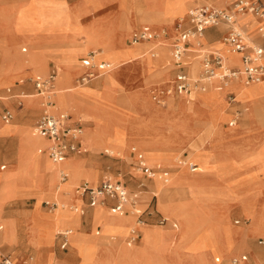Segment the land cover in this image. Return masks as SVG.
Segmentation results:
<instances>
[{
  "label": "rangeland",
  "instance_id": "rangeland-1",
  "mask_svg": "<svg viewBox=\"0 0 264 264\" xmlns=\"http://www.w3.org/2000/svg\"><path fill=\"white\" fill-rule=\"evenodd\" d=\"M128 1L129 0L119 1L121 6L125 8V13L123 15V18L129 14L132 8V5L131 4L129 5ZM157 1L158 0H152V2L155 4H157ZM218 1L219 0H198V1L193 2L192 0L191 3L189 1L188 7L183 11H181L179 7L171 5L164 12H166V16L168 17L170 16L173 18V22H175L174 27L176 28V27H179L181 23L185 22L186 18L189 16L188 13L195 6L206 3V4L215 5L218 7H225L232 0H226V2H224L222 5H217L219 4ZM260 1L264 4V0H260ZM148 3H149L148 0H138V5H139L138 9L146 8ZM7 8L9 11L8 12V18L10 19L9 22L12 24L14 29L18 32L20 31L37 32L38 30H44V31L50 32L53 35H62L63 33L67 34L66 37H70V38L67 39L68 42L65 44V46L59 45L54 48L55 50L62 52V53L66 52L67 50L66 48L70 49L72 55L67 56V55L62 54L61 56L57 58V60H60L65 65L70 66L76 63L79 67H81V62L78 59V53H80L81 51L84 53H87L89 51V47H91L90 49L93 48V50L95 51L93 58H92L93 62L96 64L100 61H105L109 65V70L102 71L99 75L98 82L103 80V82L101 83L102 85L101 87H94V86H91L90 84L78 85L72 82L73 78L71 76H70L71 80L69 79L72 83V87L74 91H76L77 94L80 96V98H82V102H84L86 108L90 110L92 115L98 118L97 122H96L97 118L94 119L93 116L86 114V111L81 106L75 105V106H70L69 108H63L61 105H59V102L57 100L58 93L56 94V96L55 95L52 96V99H54L55 101L53 109H58L60 111L62 110L65 113L72 114L74 118H79L87 122L85 127L83 126V131L81 134V142L83 144V148L81 149V151L83 150L84 152L79 155L71 154L68 157H66V158L73 157V159L79 160L83 165V171L85 172H83L81 168L78 169L79 170L78 175L76 176H79L80 178H78L77 180H73L74 176L72 175V169L67 168L66 166H62L59 171L58 170L56 171V178L52 186L51 194L48 195L46 192V189H42L41 185L36 192L32 188H30L31 185L29 186L27 183H25V181H20L15 176L14 178H11L10 172H8L9 170H7V168H9V166L11 165V162L5 158L6 156H11L14 159V161L17 162L14 165V171L16 170V166L19 161V157L17 156V151L20 145V137L18 135L9 136L11 137V139L8 141V143L3 140L1 141L0 139V165L7 164V167L4 170L0 169V180L3 179L2 183L0 184V198L6 199L9 197L4 203L3 211H2V214L0 215L2 217L0 218L1 225L2 224L5 225L4 223L5 218L13 217V216L6 215L5 204L9 203L12 198L20 196L26 191H32V193L35 194L38 198L35 203V207L32 210L26 212L28 213L27 216L29 215V217H32L33 212L36 209H38V211L42 215V218L45 219V218H49L50 216L56 214V212L59 211V209H57L56 211H50L53 209L54 206L58 207V204L52 201L57 196L56 194L57 183L61 185L62 183L70 182L69 183L70 192L62 194V196L60 194L59 198L62 200L64 204L63 208L66 207L65 209L67 210L70 209L69 213L73 215L74 212L76 214L78 213L75 211V209L71 207H74V206L76 207L77 204L75 203L74 205L68 202L66 200L65 195L67 197L69 196L71 197V193L73 194L74 189H75L74 194H76L81 201L82 194H80V191L78 192V190H80L79 187L83 185V183L86 182L88 183V185L93 186L97 184L100 185L103 180L112 179L114 181L116 180L125 181L126 184L130 185L131 181L135 179L139 180L140 178H143L144 177L143 174L136 168L135 159L129 153V150L133 147L131 146L130 142L134 144L132 140H142L144 142H147L148 145L145 146L144 149H142V147L139 146L138 144H134V146L143 151L144 156L149 165H153L157 162H161L167 167V170L169 171L168 176L158 177V178L169 177V180L167 182H163L156 178L152 180L151 188L153 191H155L158 194V199H157L158 208L164 212L165 216L166 215L169 216L170 220L175 219V221L179 223L178 229H175L178 231L181 229L182 223L181 221H179L177 218H175L171 214V211L173 213V209L175 208L174 210L175 215H176V212L179 213L180 215H188L190 224L191 225L193 224V229H191L190 231L191 232L193 231L194 234L195 232L196 233L198 232L202 236L206 234L205 236L209 238L207 239L208 245H211V243H213L214 236L218 235L220 228H222V231H225L224 228H226V226H224L221 222V220L225 218L226 214L223 212L222 209H220V211L214 213L213 215L208 214L206 210V207L209 206L208 203L212 201H222V200H227L228 198H232L233 195L227 186L234 184L235 182H238V181H242L241 182L242 184H244L245 186H248L249 190L247 192L244 191V195L245 193H252L253 195L258 194L259 190H257V188H260L261 190L262 188H264V182H262L261 184H258L259 182L255 183V180L257 179L259 174H261L262 177H264V155L262 154L259 146H250L249 149H247L245 153L242 155V158L239 162L240 164L244 165L246 168L248 167L251 168L250 169L251 171L246 170L240 173L236 177H229V174L232 171H229L223 167L224 162L217 161L214 164L209 163L210 158L212 157L211 155L208 157H205L204 161L200 163V166H201L200 168L206 169V170L207 169L211 170V168H215L216 170L215 177L210 178L209 177L210 172L207 174H201V175L196 173L199 167V161L197 159V155L199 154L200 149L201 151L206 152L209 147L207 144L210 142V137L206 133L204 134L202 133L203 131L202 128H201L202 131L200 129H196V132L192 136V137H197L195 140V143L193 142L189 144L192 137L186 142L176 143V144L175 142L172 143L173 147L178 146V150L173 151V158H170L169 156H165L161 153L157 156H154L153 153L151 152L154 150V148L150 145H155L156 139L170 138L167 133L173 132L174 124H172V122L173 123H183V124L191 123L193 125H197L198 123L204 124V121H201V119H199L198 117H194V115L184 113V111L182 112V110H177L178 107H171V104H172L171 100L174 101L176 99L175 103L177 105L179 101H181L182 99L183 100H186L188 98L190 99L192 95L194 97L201 96L206 99L209 96H211V99L208 98L207 101L213 102V100H216L220 103L221 108L223 107L230 108V112H224L222 109L223 117L226 123L231 121L232 120L231 118H233L234 115L237 114L235 113V110H237L236 107H239L240 108L239 113L241 114L240 116L241 119L238 120L239 122L232 127L243 125L246 122V120H244L246 117V114H248L249 111L253 109L252 102L246 101V100L244 101V100H241L240 98H237L235 105H230L225 99V95L222 96V94H219V93H212L211 91H209V87L204 92L196 91V92H193V94L192 93H182L180 95L170 94L167 98H165V106L158 104V102L153 99V95L155 93H157L161 89L170 87L172 85L171 82L174 81V78H175V75H174L175 73L173 70L174 66L172 63L168 65L167 60L171 58V49H170L171 45L175 41L177 36H179L180 31L185 28L184 26L178 29L176 36L170 41V44L167 42L161 41L158 35L159 32L156 31V28L150 27L153 30V32H155V36H153L151 39H148V40H143L137 43L126 45L127 48H133V47L142 45L144 43H148L147 51L142 53L143 56L138 57V60L141 63H143L146 71L147 70L150 71L153 66H156V71L157 70L158 71L152 74L150 78L151 79L150 81L152 82L142 83V80L139 79V77L143 78L145 74L143 72H139L134 69V67L137 66L136 61L129 62V58L127 57V58H124V60L122 59L121 62H119L120 55L122 54L118 52L117 50H115L114 37H113V32H112L113 29L110 26V24L95 23L94 20L89 21V22H93L91 24H88L89 22L86 23L88 16L81 14V12L68 10V3L63 0H23L15 4H9ZM154 9H157V7H154ZM155 11H158V10H155ZM122 19L118 21V26H120L121 29H122ZM180 20H183V21H180ZM139 22L140 21L136 22L138 23V25H135L136 24L135 23L134 24L135 26L131 27V31L135 29H139L141 25L146 26V24H143L142 22L139 23ZM255 23L258 24V22H255ZM55 24L57 25L55 26ZM53 25L55 27L51 28ZM113 25L115 27L117 24L113 23ZM220 29L223 30V28H220ZM209 31H212V30L208 29L207 33H209ZM253 31L256 32V30H253ZM130 32H128L129 35H130ZM225 33L224 32L219 33L214 37H210V35H208L207 38H209V40L210 38L223 40ZM98 40L103 42L104 45L99 44ZM203 40L205 42V39ZM88 41H90V43H88ZM158 43L163 45L166 48V50H168L167 53H162L161 51L158 50L157 48ZM22 46H28V45L24 43L21 44L19 46V50H21ZM0 47L1 49H3V51L0 52V56L4 52V56L7 58L6 60L8 61H10V59L16 56L22 63L24 64L29 63L33 65V62L37 60V58L33 55V52L31 51H28L27 53H22L20 51L14 53L10 49L9 43H7V41L5 40H2L0 42ZM193 49L195 50V47L189 46L188 48L189 55L190 53H193V55L197 54V55L202 56V54L204 53L213 51V48L207 43H202L201 45H197L196 46L197 50L195 52H192ZM146 56H148L149 61H147ZM189 61H191L190 57L188 58V63ZM196 63L197 64L192 63L190 65L192 78L198 77L199 72L201 71L200 62H196ZM198 64L200 65L197 71L198 75H195L193 71H194V68L197 67L196 65ZM12 65H13V62L10 61L9 65L7 62L6 65L0 66V87L2 86L5 87L4 85L13 87V85L11 84L13 83L14 78L9 77V73L11 72ZM113 72H115V74ZM136 72H138L137 74L138 80L136 79L135 84L129 81L130 84L124 86V88L118 84L116 80V75L119 79L121 78L130 79L131 74H134ZM163 72H165L166 77L161 78V75H162L161 73ZM42 73H45V71L35 72V74H42ZM43 75H46V74H43ZM59 76H60V70L58 67V73L54 81L56 83V86H58V90L61 84L59 82ZM157 78L158 79L160 78V79L157 80ZM32 83H33V78H32ZM116 84L120 86L118 94L115 89ZM236 84L237 83H234L231 86L236 90L237 95H239L238 94L239 87L236 88L235 87ZM134 89H140L144 91L143 94L146 99L144 100L140 98L139 101H134L133 96L130 93V91H133ZM80 91L83 93H81ZM21 92H24L20 95L21 98L14 99L15 101L23 105L21 109H18L13 106V109L15 110L14 113L16 112L17 118L14 121H11L12 123L10 124H5L0 119V124L2 125V127H7L10 125L22 126L23 129H27L31 131V133L34 134V132L32 131V128L34 129L35 124L32 123V115L36 114L39 108L41 107L40 105L41 96L37 94L36 92L27 93L30 91H20V93ZM42 99L44 101L45 97H43ZM136 102L142 103L144 106L142 105L136 106L137 104ZM146 102L151 104V107H153L156 110V114L149 116L150 110L146 107L145 105ZM7 103H9V101H7ZM246 107H248L249 109L246 110ZM187 110L195 111V108L192 107L190 109L188 108ZM213 110H214L213 108H208V111H210L211 116L213 115ZM16 114H15V117H16ZM211 123L213 125L216 124L212 117H211ZM134 124H136L137 127L132 129ZM143 124L144 126L146 124L145 127L149 129V131L145 129ZM216 127L218 128L220 126L216 124ZM91 128L93 129L95 128L99 130V132H103L104 130L107 129L109 131H113V132L117 131V132L123 133L124 135L121 136L123 137V139L119 138V141L121 140L120 144L116 146H109L107 144L105 145L98 144L97 147L99 146H102V147L107 146V147L97 148L93 145H87L84 142V134L85 132H88V130ZM189 131H192V129ZM0 135H1V138H4V139L6 138L4 134L0 133ZM36 136L38 137V135ZM44 140H45V145L43 146L35 145L32 148L33 149L32 154L34 157H40V156L45 155L47 159H49L46 154H40L37 152L39 148L41 147L43 148L48 144V141L46 139ZM111 150L120 151L121 156L117 155L116 153L114 154L111 153ZM157 151L166 153L169 150L166 146L163 145V146H160ZM191 160L195 162L194 164L197 163V166L194 169L196 171H191L188 169V167H190L188 163ZM32 164H34V162L28 161L29 167L26 173H29L31 170H33L34 172L33 168H35V166ZM62 171H66L69 174L68 179L65 181L61 180ZM4 172H5V175H4ZM90 176H92V179L89 178ZM153 185L155 186L153 187ZM159 186H160V189H159ZM182 187L188 188L189 191H191V192H188L190 195L201 194V198L199 197V200L195 201L193 205L191 206L185 203L174 202L171 198V194L168 189L172 188L174 190V194H177V197H179L180 194H178L177 190L179 188L182 189ZM133 189L134 188L131 187L130 190L133 191ZM161 194L166 195V199L168 200L167 205H161L160 199H159V196ZM84 195L87 198L84 199V204L82 205V207H84V205H87V203L89 202V196L87 194H84ZM150 197L144 198L145 201L147 200L149 201L151 199ZM154 199L156 200V198ZM153 202L154 200H152V204ZM41 203H42V207H41ZM147 203L144 202L143 205H141V208L144 209L147 206L146 205ZM33 206H34V202L32 200H14L8 204L9 209L15 210L17 212H20L21 210L30 209ZM82 207L80 208L82 209ZM100 207L102 208L105 206L101 205ZM63 208H60V210H62ZM101 208H99L98 210L100 211ZM105 208L106 209L104 210L109 211L112 217L120 216V215L113 214L107 207ZM253 209H254V205L251 201L248 200L243 204V212L245 213L247 218L253 217V215L251 214V211ZM197 211H201L203 214H205V217L202 219L195 217L197 216ZM232 211L237 212L238 209L235 207ZM79 215L80 214L74 215V216H79ZM183 217L185 216H182V218ZM102 219H104V221H102ZM102 219L97 221V224L99 222H102V228H98L97 226H95L93 228V231L90 234L87 232L81 231V229L79 228L80 225L78 226L71 222L65 223V221L64 222L61 221L57 223L53 229V241L52 242L45 241V240L41 241L42 230L40 227L37 228V230H35L34 228L35 221L32 225L33 234L32 236L28 237V239H26L27 228L24 224L26 221L21 220L20 222L21 229H20V233L17 239L14 241H0V245L6 244V243L14 244V243H19V242L20 243L28 242L34 245L35 248H38L44 244L54 243L56 239V242L54 243L53 248L58 253L64 254L65 251L61 249L59 245L60 244L59 238L58 237L56 238V235L60 229L69 228V229H74L73 233H71L68 236L71 246H75L73 244V241H71V237L74 234H76L78 231H80L81 234L87 238H94L97 240L103 239L104 241H108L110 243H113V242L118 243L120 241L121 243H124L122 245L128 246L126 245L128 243L123 241V239L129 236L131 228L134 225H137L138 223L136 222L132 226L123 227V228L115 227L114 229L113 228L106 229L105 228V222H106L105 218H102ZM235 219H239L242 222L244 218L240 216L231 217V223L234 225H237L234 223ZM254 220L255 218L253 217V221L250 222V225L253 224ZM216 222H221L222 225L215 224ZM149 223L156 224L157 220L156 221L149 220ZM145 226H148L151 228H159V229L170 228V226L168 227V225L160 226V225H150L146 223L138 224L140 231L142 230L141 231L142 234H143V227ZM238 227H248V224L238 225ZM206 228H212L214 232L209 236L207 234L208 229ZM85 230L90 231L87 228ZM96 231H100V233L96 234ZM193 233L185 235L184 238H182V240H184L183 242L187 243L193 237L192 235ZM180 234H181V231H180ZM113 236L115 237L113 238ZM15 237L16 235L14 234L13 237L9 236L7 238L13 240ZM35 238L38 240L37 242L40 241L41 243L38 244L34 240ZM255 242H256V239H255ZM163 247H164V244L162 245L161 249ZM243 252L244 251H241L238 254L243 253ZM78 254L81 256L79 251H78ZM112 257L113 256H109L105 258L104 263L111 264ZM214 257H220V262L222 261L221 254L215 252V254L212 257L213 262H215ZM38 258H39L38 254H36L33 257V260L31 261L32 264H37ZM50 258L52 260H56L55 264H66L65 263L67 259L66 257L60 258L54 255H51ZM81 260H82V256H81ZM215 263H218V262H215ZM42 264H45V263L43 262ZM222 264H223V261H222Z\"/></svg>",
  "mask_w": 264,
  "mask_h": 264
},
{
  "label": "crops",
  "instance_id": "crops-1",
  "mask_svg": "<svg viewBox=\"0 0 264 264\" xmlns=\"http://www.w3.org/2000/svg\"><path fill=\"white\" fill-rule=\"evenodd\" d=\"M21 1L23 0H0V42L2 40L7 41V43H9L10 45V49L14 53L18 51L22 53H27L28 51L33 52V55L37 58V60H39L42 63H37L36 65L33 66L29 63L24 64L20 62V60L16 56L10 59V61L13 62V65H12L11 72L9 73V77L14 78L13 79L14 81L11 84L13 85V87L6 86V85H4L5 87L3 86L0 87V98L2 99L0 103V119L1 120H2L1 114L5 108L7 107L10 108L14 113L15 110L13 109V106L18 109H21V107L23 106L14 100V99L21 98L20 95L24 92L20 93V91H30L27 93L36 92L35 85L34 83H32V78L36 76H46L50 73H56L57 75L58 73L57 58L61 56L62 54L67 55V56L72 55L69 48L65 47L67 49L65 53L59 52L54 49L55 47L59 45L65 46V44L68 42L67 39L70 38V37H66L67 34L63 33L62 35H53L50 32H47L44 30H38L37 32H23V31L18 32L14 29L12 24L9 22L10 21V19L8 18L9 11L7 7L9 6V4H15ZM63 1H66L68 3V10L81 12V14L88 16L86 23H88L91 20H94L95 23L110 24V26L113 29L112 32H113L114 42L116 45L115 50H117L118 52L122 54L120 55L119 62H121L122 59L124 60V58H127V57L129 58V62L136 61L137 66H135L134 69L136 71L143 72L145 74L143 78L139 77V79L142 80V83L152 82L150 81L152 74L158 71V70L156 71V66H153L150 71L148 70L146 71L143 63H141L138 60V57H142L143 55L134 56L132 54L133 48L126 47V45L136 43L133 41V35L136 31L141 29L143 26L141 25L139 29H135L131 31L132 32V33L130 32L131 36L128 34V31L121 29L120 26H118V21L123 18V15L125 13V8L121 6L119 2L120 0H63ZM191 1L192 0H190V3ZM195 1H198V0H193V2ZM232 1L228 5H226L224 8H229L231 6ZM218 2H219V5H222L224 2H226V0H219ZM203 4H206V3H203ZM203 4H200V5H203ZM133 8L135 10L134 14L137 15L138 13L137 8H139L138 0H134ZM190 12L188 13L189 15H190ZM242 20H245L243 21L244 26L255 37L254 42H262L263 38L259 35V33L256 30V26L259 24V22L262 21V19H257L255 16L249 15L247 17L242 18ZM255 22H258V24H256ZM91 23L93 22H89L88 24H91ZM113 23L117 25L114 27ZM174 24L175 22H166V23L159 24V25H149V26L156 28V31L159 32V39L161 41H164L170 44V41L176 36V33L179 29L178 27L175 28ZM56 25L57 24H55V26ZM135 25H138V23H136ZM189 25H190V22H189V16H188L185 22L181 23L180 26L188 27ZM55 26L53 25L51 28H54ZM220 28H223V30H221ZM208 29H211L212 31H209V33H207ZM227 30H228V25L224 23H219L217 25L208 26L204 32L205 35L201 39V43L193 44L192 41L189 40L188 48L189 46L195 47V50L192 51V52H195L197 50L196 49L197 45H201L202 43H207L213 49H215L216 47L220 45L221 40L215 39V38L214 39L210 38L209 40V38H207L208 35H210V37H214L219 33H223V32L225 33ZM253 30H256V32H254ZM203 39H205V42ZM23 43L27 44L28 46H22L21 50H19V46ZM88 43H90V41H88ZM173 44L174 42L172 43L171 48H170L171 49L170 64L172 63L174 66L173 70L175 73L174 74L175 77L179 73H184L188 75L189 77H191V68H190L191 62L193 63L200 62V65H201V71L199 72V75H200L202 73V57L197 54L193 55V53H190L189 55V50H187L183 62L180 64H176L173 61V57H172ZM147 47L148 45L145 46L142 50L146 52ZM90 48L91 47H89V51L87 53H84L82 51L78 53V59L81 62V67H72V66H67L65 64H63V66L65 67V69H68L70 71L71 77L73 78L72 80L73 83L78 84V85L90 84L91 86H94V87H101L102 86L101 83L103 82V80L98 82L99 75L102 71L109 70V65L107 64L108 68L106 70H100L98 68V64L107 63V62L100 61L95 64L92 59L95 51L93 50V48L92 49ZM157 48L159 50V46H157ZM1 51H3V49H1L0 47V52ZM189 57L191 58V61H189L188 63ZM6 59L7 58L4 56V52H3V54L0 56V66L6 65L7 62H8V65L10 64V61ZM146 59L147 61H149L148 56H146ZM239 61H240V58H239ZM234 63L238 64V60L235 59ZM197 68L198 67L194 68L195 72L197 71ZM36 69L44 70L45 73H42V74H46V75H41V74L35 75V72L37 71ZM92 71H94L95 74L91 77H88V74ZM113 73L115 74V72ZM137 74L138 72L131 74L130 79L129 78L119 79L116 75V80L118 84L124 88V86L130 84V82H132L133 84L136 83ZM161 74H162L161 78L166 77L165 72ZM83 77H85V80L82 79ZM159 79L157 78V80ZM173 82L174 81H172L171 83L173 84ZM234 83H237L243 86L240 82L233 81L230 83L229 89H231L232 91L236 93L237 98H240L241 100H244V101L245 100L248 101L249 98L247 96L243 98L238 97L236 90L233 87H231V85H233ZM118 84H116L115 86L117 94L120 89V86ZM213 86H215V82H213ZM262 88H264V84L262 85ZM61 91L62 92H61L60 97L64 100L69 98L71 95L76 94L73 91V89L69 87H62ZM143 92L144 91L140 89H134L133 91H130V93L133 96L134 101H139L140 98L145 100L146 98L144 97ZM215 92L222 94V96H224L223 92H218V91H215ZM176 94L180 95L182 93H173L172 95H176ZM230 97L232 99H230ZM208 98L211 99V96ZM207 99L202 98L200 103H196L194 105L195 111H189L187 109H184L183 105H179V107L177 108V110H182V112L184 111V113L194 115V117H198L199 119H201V121H204V124L198 123L197 125H193L191 123L183 124V123H173L172 122V124H174L173 132L167 133L170 138H165V139L155 138L156 139L155 145H150L154 148V150L151 152L153 153L154 156H157L161 153L165 156H169L170 158H173V151L175 150L177 151L178 146H174L175 147L174 148L172 146V143L175 142L176 144V143L186 142L193 136V134L196 132V129L201 130L202 128L203 129V131L201 130L202 133L203 134L206 133L210 137V142L207 144L209 146L208 150L204 152V151H201L200 149V152L197 155V159L199 161V167L197 171L190 167H188V169L191 171H196V173L200 175L207 174L210 172L209 177L214 178L215 171H216L215 168H211V170L200 168L201 167L200 163L204 161L205 157H208L211 155L212 157L210 158L209 163L214 164L217 161L224 162L223 167L229 171H232L229 174V177H236L240 173L251 169L249 167L246 168L244 165L239 163L242 158V155L245 153L247 149H249L250 146H259L262 154L264 155V127L259 125L255 120L251 122L246 120L245 123L247 127L244 126L245 125L244 123L242 126H239L236 129H232V126H234L235 124V120L241 119L240 117L238 118L237 116H235V120H231L233 121V124L230 125L229 124L230 121H229L226 124L224 123L220 125V127L217 128L216 124L213 125L211 123V115L209 111L203 110V108L205 109L213 108L214 110L218 111L221 105L216 100H213V102H209L207 101ZM225 99L230 105L236 104V101L234 99V93L231 91L226 92ZM7 101H9V103H7ZM136 103H137L136 106H141V105L144 106L142 103H139V102H136ZM178 104H183V100L179 101ZM145 105L150 110L149 116L156 114V110L153 107H151V104L146 102ZM161 105L165 106V102ZM222 109L224 112H230L229 107L227 108L223 107ZM236 109L237 110H235V113H239L240 108L236 107ZM42 111L43 110H42V105H41L37 113L32 115L33 124H36L37 120L42 114ZM54 112L62 113L63 111L54 109ZM15 114L16 112L14 113V118L11 121H14L17 118V114H16V117H15ZM68 115H69L70 123L76 122V123L81 124L84 127L87 124V122L79 118H74L72 114L68 113ZM145 129L149 131V129H147L146 127ZM191 129L192 131H189ZM32 131H33V128H32ZM0 133L4 134V136L6 137L5 139L1 138V135H0L1 141L3 140L7 143L11 139V137L9 136L18 135L20 137V145L17 151V156L20 153H25L29 161L34 162L33 165L35 166V168H33L34 172L33 170H31L29 173L18 172L17 170L14 171V165L17 162H15L11 156H6V157L4 156L8 161L11 162V165L9 166V168H7V170H9L8 172H10V177L14 178L15 176L20 181H25V183H27L29 186L31 185L30 188H32L36 192L39 189L40 185L42 189L48 188L46 173L43 170H41V175H40V172H39V169H40L39 161H40L41 156L34 157L32 154L33 152L32 147H34L35 145L43 146L45 141L39 139L36 135L31 133V131L27 129H23L22 126L10 125L7 127H2V125L0 124ZM42 138L48 141V144L42 149L43 154H46L48 153L47 147L49 145V140L46 137H42ZM196 138L197 137H192L189 144L193 142L195 143ZM79 143L82 149L83 144L81 142V138H80ZM86 144L89 145V143H86ZM163 145L168 148L169 150L168 152L165 153V152L157 151L159 147ZM104 147H107V146H103V147L99 146L97 148H104ZM137 151L143 153L141 149L135 146H133L129 150L130 155L135 159V161H136ZM83 152L84 151L82 150L80 152L70 153L68 154V156L71 154L79 155V154H82ZM69 158L72 159L73 157H69ZM75 161H76V165L73 167H79V169L81 168L83 170L82 163L79 160H75ZM193 165L196 167L197 163ZM6 167H7V164L0 165L1 170H4ZM163 169L167 170L166 168H163ZM4 175H5V172H4ZM143 176L144 177L140 178L139 180L135 179L131 181L130 185L126 184L125 181L116 180V181H120L127 188V190L129 189L128 190L129 195L136 199L137 210H135L131 201H129L125 203L124 210L122 212H113L111 210V207H113L117 201H116V198H113L110 196H107L105 198V203H103L104 206L107 207L113 214L123 215L126 217V218L115 219L114 220L115 224L128 227V226H132L134 223L137 222L138 224L146 223L150 225H160V226L168 225L170 226V228H172V229L170 228H167V229L151 228L149 231V235L151 237L148 239L147 243L143 242V237L141 233L142 230L140 231L139 227L132 228L129 236L128 237L124 236L125 238L123 237L124 238L123 241H125L126 243H129V244L138 243L139 244L138 245L139 247L136 249H133L131 252L133 256L132 260H134L133 261L134 263L132 264H147L145 261H148L149 264H153V263H159V264H222V261H223V264H232L231 260L235 257L240 258L241 255H246L247 258L245 260L240 259L238 264H264V188H262V190L260 188H257V190H259L258 194L253 195L252 193H245L244 195V191L247 192L249 189H248V186H245L244 184L241 183L242 181H238V182H235L234 184L227 186L233 195L232 198H228L227 200H222V201L209 202L208 203L209 206L206 207L207 213L212 214V215L220 211V209L223 210L226 216L225 218L221 220V222L224 226H226V228H224L225 231H222V228L219 229L218 235H216L213 239L214 245H208L207 244L208 238L205 236V234L202 236L198 232L197 234L196 232L195 234L193 233L194 238L192 237L185 244L182 241V238L185 234H190V231H188L189 232L188 233L187 230H184L181 227L182 230L180 229L181 231V234H180V231L175 230V229H178L179 223L175 221V219L170 220L169 219L170 217L169 216H168L169 218L166 217L167 215L165 216L164 212L158 208L157 206L158 194L152 195L150 197L149 193H150V190L152 189L151 185H152L153 177H148L144 174ZM78 178L80 177L74 176L73 180H77ZM90 179H92V176H90ZM2 181L3 179L0 180V184L2 183ZM256 182H259L258 184H261L262 182H264V177H262V175L259 174L257 179L255 180V183ZM83 184H88V183L85 182ZM155 185H153V187ZM131 187L134 188L133 191L130 190ZM168 190L170 191L172 200L176 203H185L191 206L193 205L195 201L199 200V197L201 198V194L190 195L188 192H191V191H189V189L186 187H182V189L179 188L177 190L178 194H180L179 197H177V194H174V190L172 188ZM67 192H70L69 187L66 193ZM84 196L85 195L82 194V200L80 201L78 196L74 193L73 194L71 193V197L70 196L67 197L65 195L66 200L68 202L74 205L76 203L78 204L79 207H82V205L84 204V199L87 198L86 196L85 197ZM147 197H150L151 201L150 200L145 201L144 198H147ZM8 198L6 199L0 198V215L2 214L4 203L6 202ZM154 198H156V200ZM37 199H38L37 196L33 194L32 191H26L22 195L12 198L9 203H11L14 200H32L34 202V206L32 208L27 209V210H21L20 212L9 209L8 208L9 203L5 204L6 215L13 216V217L5 218L4 219L5 225L3 224L0 225V227L2 226V229L4 228L3 230L0 228V241L16 240L20 233L21 220L26 221L24 223L27 228L26 239L32 236L33 234L32 225L35 220L34 214L36 215L37 220L49 221V218H45V219L42 218V215L40 214L38 209H36L33 212L32 217H29V215L27 216L28 213L26 212L32 210L35 207V203ZM152 200H154L153 204H152ZM248 200L251 201L254 205V209L251 211V214L255 218L253 225L252 224L250 225V222L253 221V217L247 218V216L243 212V204ZM144 202L146 203L148 202V203L146 204L147 206L144 209H142L141 205H143ZM41 207H42V203H41ZM235 207L238 209L237 212L232 211ZM93 208L94 206L90 205L88 202L87 205H84V207H82V212L79 216H74V215H78L75 212L73 213V215L66 212L64 215V221L65 223L67 222L73 223L74 221H78L80 223L79 228L81 229V231H84L90 234L93 231V228L95 226H97L98 228H102V222H99L97 224V218L95 216L96 209L95 208L93 209ZM233 216H240L244 219L242 222L239 219H235L234 223L237 225H234L231 223V217ZM14 217H16L17 219ZM99 217H100L99 220L102 218H105V221H106L105 228L106 229L108 228L114 229L113 223L111 222V220H109L112 217L109 211L101 209ZM195 217L202 219L205 217V214H203L201 211H197V216ZM0 218L2 217L0 216ZM162 219H164V222H161ZM149 220L151 221L157 220V223L156 224L149 223ZM102 221H104V219H102ZM221 222H216L215 224L222 225ZM247 224H248V227H238V225H247ZM86 228L89 229L90 231H86L85 230ZM9 229L10 230L12 229L15 231L16 237L13 240L8 239L7 237L3 238L4 235L2 236V233L5 232V230L8 231ZM66 229H69V228H66ZM133 229L136 230L135 240H132V236H133L132 230ZM60 230H65V229H60ZM64 232L65 231L59 232L56 235V238L57 237L59 238V241H60L59 245L61 249L65 251L64 254L58 253L53 248L54 243L56 242V239H55L54 243L44 244L38 248H35L34 245L28 242L26 243L19 242V243H14V244L12 243L2 244L0 245V259H2L3 255L10 254L16 264H27V262L32 261L33 257L36 254H38L39 258H38L37 264H42L43 262L45 263V261L48 260L50 255H54L60 258L66 257L67 258L65 261L66 264H79L80 261H81L80 264H95L96 256H99L105 259L109 256H113L114 254L118 255L120 252L125 251V249L121 245L124 243H121L120 241L118 243H115V242L110 243L108 241H104L103 239L97 240L94 238H90V240L95 243L94 245L86 246L85 243L79 244V243L74 242L73 244L75 246H71L70 241L68 239V235L70 233L67 234V236L65 237V235H63ZM98 232L100 233V231H96V234H99ZM154 235L159 236L160 240L163 242L164 247L162 249L156 246V241L153 238ZM114 237L115 236H113V238ZM255 239H256V242H255ZM65 240H66V245L63 247L62 244L65 242ZM77 249L82 256V260H81V256L78 254ZM85 249L86 251H84ZM241 251H244V252L238 254ZM215 252H221L222 254L221 262L218 257H214V261L218 263H215L212 261V257L215 254ZM83 254L86 257H84ZM216 258L218 260H216Z\"/></svg>",
  "mask_w": 264,
  "mask_h": 264
},
{
  "label": "bare ground",
  "instance_id": "bare-ground-1",
  "mask_svg": "<svg viewBox=\"0 0 264 264\" xmlns=\"http://www.w3.org/2000/svg\"><path fill=\"white\" fill-rule=\"evenodd\" d=\"M189 1L190 0H158L157 1V4L153 3L152 0L149 1L148 0V5L146 8H142V9H138L137 8V15H135V10L133 8V5H134V0H129V5L131 4L132 5V8L129 12V14L127 16H125L123 19H122V29L130 32L131 31V27H134V24L138 21L142 22L143 24H146V25H159V24H163L164 22H173V18L172 17H168L166 16V9H168L169 6L171 5H174V6H177L180 8L181 11L185 10L189 4ZM137 4V3H136ZM211 5V4H210ZM219 5V4H217ZM214 7H218V6H215V5H212ZM154 7H157V9H154ZM219 8V7H218ZM130 9V8H129ZM155 10H158V11H155ZM233 12V17H234V22L232 23V26L236 27V28H239L240 30H242L243 32V35H244V38L247 42V45H250V46H253L254 45V36L253 34L244 26L243 24V21L245 20H242V18L244 17H247L249 15H252L250 13H237V12H234V9L232 10ZM168 14V13H167ZM132 17H131V16ZM253 16V15H252ZM132 18V19H131ZM167 20V21H165ZM180 21H183V20H180ZM139 22V23H140ZM259 24H263L264 25V14H263V19L261 22H259ZM258 24V25H259ZM257 25V26H258ZM257 30V28H256ZM157 34V33H156ZM159 35V34H158ZM205 35V33L201 34V35H196L194 37H191L192 39H190L192 41L193 44H198V43H201V39L202 37ZM99 41V40H98ZM137 43V42H136ZM99 44L101 45H104L103 42L99 41ZM114 45H115V42H114ZM148 43H144L142 45H139L137 47H133V55L134 56H142V53H144V51L142 50L145 46H147ZM157 46H159V51H161L162 53H167L168 50H166V48L161 45V44H157ZM115 49H116V45H115ZM65 50V49H64ZM194 50V49H193ZM212 52H215L217 54H219L221 57H222V67L218 69V72L215 76L211 77L210 79H208L207 81V85H206V88L205 89H200L198 88L197 86H195L193 84V87L191 88V90L188 92V93H192L193 92H196V91H201V92H204L207 90V88L209 87V91H211L212 93H216L215 91H218V92H223L224 95L226 94V92L228 91H231L234 93V99L235 101L237 100V96L235 95V92L232 91L231 89H229V85L231 82L233 81H238L240 82L243 86L239 85V84H236L235 87L238 88V97H245L247 96L249 99L248 101L252 102L253 104V109L251 111H249L248 114H246V117L244 120H248L249 122L255 120L259 125L263 126L264 127V88H262V85L264 84V79L263 80H260V81H257V82H249V83H245L243 81V77L242 76H237V77H234V78H229V79H225V78H221V72L226 68V67H229V66H234V67H237L238 69H240L241 71V63L239 61V58H240V55L241 53L240 52H237L235 50H233L227 43H225L223 40H221V43L218 47H216L215 49H213ZM30 57V56H29ZM100 57V56H99ZM34 58V57H33ZM171 59V58H170ZM170 59L167 60V64L169 65L170 64ZM238 60V64L234 63V60ZM263 65H264V55H262L259 59H258ZM34 61V60H33ZM57 65L59 67V70H60V76H59V83L60 84V88L58 90V87L56 86V83L54 82V87H53V90L51 92V97L53 95L58 96L57 100L59 102V105H61L63 108H69L70 106H81L85 111H86V114H89L91 116L94 117V119H96L97 117L92 115V113L90 112V110L88 108H86L84 102H82V98H80V96L77 94L76 91H74L73 87H72V83H71V79H70V71L68 69H65V67L63 66L64 63H62L60 60H57ZM21 62V61H20ZM37 63H42L40 62L39 60H35L33 62V66L36 65ZM193 62H191L192 64ZM195 63V62H194ZM197 64V63H195ZM72 67H79L76 63L73 64V65H70ZM198 68H199V64L196 65ZM198 68H197V71H198ZM37 71L39 72H43L44 70H38L36 69ZM197 71H193L195 75H198L197 74ZM37 75V74H35ZM43 75V74H41ZM200 76V75H199ZM199 76L196 77V78H192L194 81L198 80L199 79ZM70 79V80H69ZM213 82H215V86H213ZM56 87V88H55ZM62 87H69L71 89H73V91L76 93L74 95H71L69 98L67 99H62L60 97L61 95V88ZM214 87V88H213ZM232 87V86H231ZM55 88V89H54ZM75 88V87H74ZM215 89V91H214ZM196 95V94H195ZM253 95V96H252ZM41 96V95H40ZM221 96V95H220ZM236 96V98H235ZM44 96H41V101H40V105H42V102H43V98ZM210 97V96H209ZM203 97L201 96H197V97H194L193 95L191 96V98L189 99H186V100H183V104H177L171 100L172 104H171V107H179V105H183V108L184 109H190L192 107H194V105L196 103H200L201 100H202ZM54 100V99H53ZM204 110L207 109L208 111V108H203ZM249 108L246 107V110H248ZM210 113V111H209ZM233 116V115H232ZM235 116H237L238 118L241 116L240 113H237L236 115H234L233 118H231L232 120H235ZM215 123L217 125H222L224 123H226L224 117H223V113H222V108L220 106L219 110H213V115L211 116ZM98 121V118L96 120V122ZM239 121L238 120H235V124H237ZM5 124H10L12 123L11 121L10 122H4ZM234 124V125H235ZM248 125V124H247ZM108 126V125H107ZM242 126V125H241ZM245 127L246 126V123L244 125ZM137 125L134 124L132 129L133 128H136ZM239 127V126H237ZM237 127H232V129H236ZM114 129V128H113ZM83 131V130H82ZM33 132L34 134L38 135V138L45 141L44 138H42V136H40L37 132H36V129H35V125H34V129H33ZM82 134V133H81ZM124 134L123 133H120V132H113V131H109V130H104L103 132H99V130L97 129H89L88 132H85L84 134V142L85 143H89V145H93L95 147H97L98 144H107L109 146H116L118 144H120V141H119V138L123 139V136ZM40 136V137H39ZM131 141V140H129ZM134 142V144H138L139 146L142 147V149H144L145 146H147V142H144L142 140H132ZM141 143V144H140ZM149 143V142H148ZM47 144V143H46ZM115 144V145H114ZM131 146H134V144H132L130 142ZM150 144V143H149ZM45 145V143H44ZM88 145V144H87ZM33 148V147H32ZM42 147L38 149V153L40 154H43L42 152ZM111 153H116L117 155L121 156V153L120 151L118 150H112ZM48 155V153H46ZM49 156V155H48ZM19 157V161H18V164L16 166V170L18 172H23V173H26V171L28 170V158L26 156L25 153H20L18 155ZM50 158V156H49ZM52 162H51V161ZM47 159V157L44 155V156H41L40 158V161H39V172H40V175H41V170H43L46 175H47V186L48 188H46V192L47 194H51V190H52V186L54 184V181H55V178H56V171L60 170V168L62 166H66L67 168H70L72 169V175L73 176H76L78 175V169L79 167H73L76 165V161L75 159H70V158H66L64 159L63 161H60V162H55L53 159L50 158ZM189 166L191 168V165L194 164V162L191 160L189 161ZM33 165V164H32ZM154 168V176H153V179L156 178L158 180H161L163 182H167L169 180V177H165V178H158V177H162V176H166L164 174V171H167L168 174H169V171L168 170H164L163 168H166L167 167L162 164L161 162H157L153 165H150ZM83 171V170H82ZM62 172H65L68 174V172L66 171H62ZM85 172V171H83ZM168 176V175H167ZM68 177H69V174H68ZM90 178V177H89ZM68 179V178H67ZM66 179V180H67ZM152 179V180H153ZM98 185V184H97ZM97 185H93V186H97ZM69 187V182H65V183H62L61 185H59L57 183L56 185V194L57 196L52 200L54 201L56 204H58V207H53L52 210L50 211H56L57 209H59L58 212H56V214L52 215L49 217V221H40V220H37V217L36 215L34 214V217H35V230H37V228H41L42 230V235H41V241L42 240H45V241H49V242H52L53 241V229L55 227V225L61 221L64 222V215L66 212L69 213L70 209L67 210L64 207V204L62 202V200L59 198V195L61 194H65L66 193V189ZM61 189V191H60ZM159 189H160V186H159ZM74 193H75V189H74ZM144 194V193H142ZM147 194V193H146ZM150 196L152 195H157V193L155 191H153L152 189L150 190ZM159 199H160V203L161 205H167L168 204V200L166 199V195L165 194H161L159 196ZM151 201V200H150ZM51 202V201H49ZM99 205V206H97ZM104 204L103 203H97L94 208L96 209V212H95V216L97 218V221H99V208H101L100 206ZM60 208H63L62 210H60ZM73 209H75V211L78 213V214H81L82 212V209L78 206V204L76 205V207H71ZM103 209H106L105 207H102ZM101 208V209H102ZM175 208L173 209V213L171 211V214L177 218L179 221H181L182 223V228L184 230H187L190 231L191 228H193V224L191 225L190 224V220L188 218V215H180L179 213L176 212V215H175ZM73 212V211H72ZM181 216V217H180ZM182 216H185L182 218ZM168 217V216H167ZM118 218H126L125 216L123 215H120V216H113L111 217L109 220H111V222L113 223V227L115 228H123L124 226L122 225H118V224H115L114 220L115 219H118ZM169 218V217H168ZM170 219V218H169ZM74 224L76 225H80V223L78 221H74L73 222ZM1 225V224H0ZM253 225V224H252ZM111 227V226H110ZM134 227H138V224L137 225H134L132 228ZM169 227V226H168ZM2 229V226L0 227ZM131 228V229H132ZM151 227H148V226H145L143 227V242L144 243H147L148 242V239L151 237L149 235V231H150ZM167 229V228H166ZM208 229V232L207 234L210 236L214 230L212 228H206ZM182 230V229H181ZM55 231V230H54ZM63 231H70V234L73 233V229H65V230H59V232H63ZM131 231V230H130ZM180 231V230H179ZM186 232V233H187ZM217 232V231H216ZM4 233V234H3ZM2 233V236L5 238V237H13L14 234H15V231L14 230H5V232ZM7 233V234H6ZM99 233V232H98ZM189 233V232H188ZM193 233V231H192ZM69 234V235H70ZM190 234H191V231H190ZM197 234V233H196ZM16 235V234H15ZM68 235V236H69ZM184 235V234H183ZM187 235V234H185ZM184 235V236H185ZM193 235V234H192ZM206 235V234H205ZM183 236V238H184ZM189 236V235H188ZM215 237V236H214ZM153 238L155 239L156 241V246H158V248L161 249L162 245H163V242L160 240L159 236L157 235H154ZM188 238V237H187ZM191 238V237H190ZM194 238V236H193ZM209 239V238H208ZM212 239V238H211ZM36 242L38 241L36 238L34 239ZM40 240V239H39ZM71 241H73V243H85L86 246H91V245H94V242L90 240V238H87L85 236H83L81 234L80 231H78L76 234H74L72 237H71ZM184 241V240H182ZM210 241V240H209ZM35 242V243H36ZM38 244L41 243L40 241L37 242ZM210 243V242H209ZM135 244V243H134ZM133 243H128L127 245L128 246H123V248L125 249V251H122L120 252L118 255L117 254H114L112 259H111V264H132L134 263L132 260L133 259V256L131 254L132 250L133 249H136L138 248L139 244H135L134 245ZM186 244V243H185ZM211 245H214L213 243H211ZM84 249V248H83ZM86 251V249L84 250ZM219 254H221V252H217ZM86 254V253H85ZM222 255V254H221ZM51 256V255H50ZM84 256V254H83ZM86 257V256H84ZM220 259V257H218ZM86 260V258H85ZM104 260L103 258L99 257V256H96V261H95V264H106L104 263ZM55 261L56 260H52L50 257L48 258L47 261H45V264H55ZM92 261V260H91ZM147 264H149L148 261H145ZM30 264H32L31 261H29ZM152 263V262H151ZM153 264H159V263H153Z\"/></svg>",
  "mask_w": 264,
  "mask_h": 264
},
{
  "label": "built area",
  "instance_id": "built-area-1",
  "mask_svg": "<svg viewBox=\"0 0 264 264\" xmlns=\"http://www.w3.org/2000/svg\"><path fill=\"white\" fill-rule=\"evenodd\" d=\"M250 13L257 19H263L264 4L260 0H233L229 8L214 7L210 4H203L191 10L189 15L190 25L182 29L179 36L174 41L172 57L176 64L183 62L188 50V42L191 37L201 35L206 28L211 25L224 23L228 25V30L223 37V41L227 43L233 50L240 52L241 71L237 67L229 66L221 72V78L229 79L237 76H242L245 83L257 82L264 79V65L258 60L264 55V25L257 26V32L263 38L262 42H254L253 46L247 45L242 30L232 26L234 22L233 12ZM181 25V24H180ZM179 26L178 28H180ZM182 28V27H181ZM155 36V32L150 26H143L133 35V41L139 42L151 39ZM202 73L198 80L194 81L191 77L184 73L176 75L173 84L170 87L159 90L153 95V98L160 104L165 102V98L173 93H188L193 84L200 89H205L208 79L215 76L218 69L222 67V57L215 52H207L202 54ZM100 70L108 68L107 63H99ZM95 74L94 71L88 74L91 77ZM56 73H50L46 76H36L33 78L36 93L44 96L42 102V114L35 124L36 132L49 140L47 147L48 154L55 162L63 161L68 154L80 152V138L83 126L79 123H70L68 113L54 112L55 101L51 97V92L54 87ZM85 80V77L82 78ZM230 99H232L230 97ZM0 98V103H1ZM1 118L5 122H10L14 118V113L10 108H5L1 114ZM230 125L233 121H230ZM136 168L148 177L154 176V168L151 167L142 152H136ZM4 167V166H3ZM192 169L196 167L192 164ZM167 176L168 172L164 171ZM68 174L61 173V180L65 181ZM81 194L89 196V204L95 206L97 203H105L107 196L116 198V204L111 207L113 212H122L126 202L131 201L136 208V200L128 193L127 188L120 182L112 179L104 180L100 185L90 186L83 184L80 187ZM161 222H164L162 219ZM70 231H65V237ZM132 240L136 238V230H132ZM66 240L62 244L64 247ZM246 255H241L240 258H233L232 264H238L239 260H245ZM216 260H218L216 258ZM0 264H16L10 254H5L0 260ZM27 264H30L27 262Z\"/></svg>",
  "mask_w": 264,
  "mask_h": 264
}]
</instances>
